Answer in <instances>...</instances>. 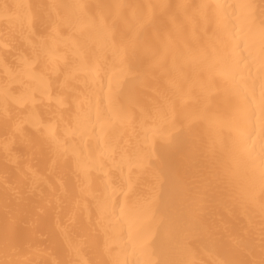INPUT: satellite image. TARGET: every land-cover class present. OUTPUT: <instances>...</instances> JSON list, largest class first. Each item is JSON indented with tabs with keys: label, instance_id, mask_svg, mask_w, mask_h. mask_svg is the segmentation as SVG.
Returning <instances> with one entry per match:
<instances>
[{
	"label": "bare ground",
	"instance_id": "6f19581e",
	"mask_svg": "<svg viewBox=\"0 0 264 264\" xmlns=\"http://www.w3.org/2000/svg\"><path fill=\"white\" fill-rule=\"evenodd\" d=\"M0 264H264V0H0Z\"/></svg>",
	"mask_w": 264,
	"mask_h": 264
}]
</instances>
